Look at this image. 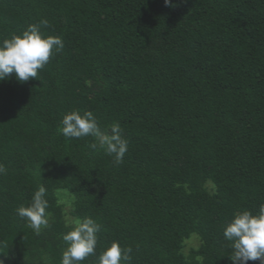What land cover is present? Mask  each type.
<instances>
[{
  "label": "trees",
  "instance_id": "16d2710c",
  "mask_svg": "<svg viewBox=\"0 0 264 264\" xmlns=\"http://www.w3.org/2000/svg\"><path fill=\"white\" fill-rule=\"evenodd\" d=\"M44 19L63 50L0 81V260L61 264L68 222L91 217L81 264L114 241L130 264H233L224 228L264 204V0H0V40ZM72 110L120 124L123 163L61 134ZM40 185L37 233L16 209Z\"/></svg>",
  "mask_w": 264,
  "mask_h": 264
},
{
  "label": "clouds",
  "instance_id": "9594fccd",
  "mask_svg": "<svg viewBox=\"0 0 264 264\" xmlns=\"http://www.w3.org/2000/svg\"><path fill=\"white\" fill-rule=\"evenodd\" d=\"M168 4L169 0H165ZM48 21L41 20L39 24H29L20 34H14L10 39L0 40V81L14 74L20 82L38 77V72L44 68L50 58L64 48L60 36H45L41 26ZM59 129L67 138H84L91 136L95 142L89 145L93 150H103L113 157V163L120 165L129 149V142L124 138L119 123H113L107 130H102L97 118L91 111L81 113L72 110L65 114ZM7 172L4 164L0 163V175ZM49 207L46 199V188L43 185L35 191L29 206L16 209L19 217L26 219L29 227L39 233L42 227L49 223ZM70 231L63 234L62 239L67 245L61 256V264H81L88 257L96 254L98 234L101 225L91 217L77 218L69 221ZM66 224V227L68 226ZM225 241L231 242L233 264H247L248 261L259 260L264 264V204L257 213L249 210L239 211L223 231ZM132 248H122L114 241L98 257L99 264H130ZM0 264H4L0 260Z\"/></svg>",
  "mask_w": 264,
  "mask_h": 264
},
{
  "label": "rangeland",
  "instance_id": "374dc122",
  "mask_svg": "<svg viewBox=\"0 0 264 264\" xmlns=\"http://www.w3.org/2000/svg\"><path fill=\"white\" fill-rule=\"evenodd\" d=\"M63 201L64 202H67V201H69L68 200V198L66 197V196H63ZM197 244V242H196V239L194 238V239H192L190 242H189V245H196Z\"/></svg>",
  "mask_w": 264,
  "mask_h": 264
}]
</instances>
